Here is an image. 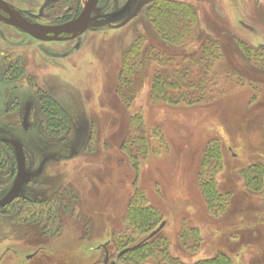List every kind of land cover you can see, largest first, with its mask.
Segmentation results:
<instances>
[{"label": "rangeland", "instance_id": "obj_1", "mask_svg": "<svg viewBox=\"0 0 264 264\" xmlns=\"http://www.w3.org/2000/svg\"><path fill=\"white\" fill-rule=\"evenodd\" d=\"M125 1L101 4L109 11ZM164 9L179 15L169 36L162 30L170 22L161 17ZM79 41V49L27 45L26 79L36 88L29 90L25 79L6 83L5 98L11 93V101L33 102L36 125L24 136L22 113L6 116L3 106L0 138L17 139L28 170L42 171L23 197L35 203L34 189L39 202L52 201L0 214V264H103V245L108 264H130L119 251L145 239L129 215L144 207L157 215L153 228L165 225L143 261L131 264H195L219 256L230 264H264V0H160L126 26L89 30ZM67 48L66 55L53 52ZM127 61L132 70L147 65L133 95L121 81ZM160 72L176 87L168 99L153 93ZM42 95L69 117L68 129L51 142L37 132ZM80 128L81 146L69 159ZM36 133L41 140L33 145ZM136 137L142 145L132 150ZM46 155L52 161L44 166ZM12 162L0 159V197L14 181ZM64 190L67 198L78 197L75 209L47 218ZM29 208L41 216L36 225Z\"/></svg>", "mask_w": 264, "mask_h": 264}, {"label": "flooded vegetation", "instance_id": "obj_2", "mask_svg": "<svg viewBox=\"0 0 264 264\" xmlns=\"http://www.w3.org/2000/svg\"><path fill=\"white\" fill-rule=\"evenodd\" d=\"M103 1L104 0H0V108L5 106V109L3 108V110L4 115L6 116L16 112H20V114L22 113L20 116V130L23 131L24 136L28 137L29 135L35 133L33 130L36 124H34L31 119L34 104L32 101H24L22 103L23 100L21 101L17 97L16 100L11 101V93L7 95V98H5V95L7 94L6 91L8 89L6 83L14 84L20 82L23 79H25L27 84L26 87H28L29 90H34L36 88L34 84L31 83V78L26 79V77L30 76L26 74L27 64L24 60L25 48L29 47L27 46L29 44H37V46L53 45L57 46L58 48H63L64 46L68 47L69 44H72V47L79 49V40L87 31L99 29L105 26H111L114 29H120L115 27L124 21L129 15H131L140 2V0H135V3L133 4L132 1L126 0L120 6V8L108 11L105 9V6L101 4ZM112 2H114V0H112ZM146 6H143L139 13ZM86 13L88 15V22H85L84 20V24L87 23L88 27L86 30H84L86 26L83 28L82 18L85 17ZM243 24L244 23H241V25ZM24 27H29L32 32L29 33L24 29ZM249 31H252V28ZM55 49L56 48H53L52 50ZM67 50L68 48L66 50H59L60 52H58V50L53 52H56L60 55H66ZM4 99L6 102L3 105ZM38 99L39 100L37 103L39 105L38 110L40 113L39 121H37V132L40 130L38 135H40L42 138L44 137L46 141L57 139L59 136H61L62 131L64 132L68 129L69 117L67 116L66 112L58 105V102L53 98L42 95L41 98ZM46 101H51L57 105L60 112H62L66 117L65 127L63 126L55 132L50 131L48 112L45 110L44 105ZM2 124L6 128L11 127V123L8 120H3ZM80 130H83V128L79 129L78 134L80 133ZM36 137L37 138L35 142L31 140L29 142L33 145L38 144V141L41 139H39L37 133ZM23 146L24 145L21 144L17 139L13 140L10 137L0 138V159L2 156H6L11 162L14 161L12 164L15 165L14 181L7 193L0 197V203L9 194L18 178L20 163L18 161L19 156L16 149L17 147L20 148L21 157L19 158H21V169L24 177L23 184L19 188L16 196L7 204L0 205V214L2 216L10 214L11 212L6 213L8 210L13 211L15 208H18L16 207L17 204H23V208L26 205H28V207L42 208L45 205L48 206V204L52 201L49 200L45 202H39L40 200L37 199L39 193L34 189H32L30 197L33 198L37 204L32 203V205L31 202L28 201V197L25 195L23 197V188L27 183L29 184L30 182H33V174H36V172L38 173V170L36 172H31L28 170L29 161L26 159L27 156ZM14 151L15 154L13 155ZM68 158L70 159L69 154ZM49 159L52 161V156L48 157L46 155L42 157L41 161L43 162L44 166L46 163H48ZM38 174H42V171ZM71 191L73 190L71 189L70 192ZM70 192L67 190L61 192V196H58L57 198V209L55 208V210H53L49 208L47 212V218H51V215H53L54 219V216L66 213L68 210L72 211L75 209L73 203L77 202L78 197L72 193L69 194V198H67L66 195ZM52 205H55V202ZM37 208H33L32 211L29 208L31 213L28 218L30 219L31 223L35 225L37 220L41 219V216L35 210ZM61 209L62 212L60 213L59 210ZM56 213H58V215ZM71 214L73 213L71 212ZM101 248L105 257V253L107 252L108 254L106 245H103ZM33 256L35 255H28L26 256V259L29 260Z\"/></svg>", "mask_w": 264, "mask_h": 264}, {"label": "trees", "instance_id": "obj_3", "mask_svg": "<svg viewBox=\"0 0 264 264\" xmlns=\"http://www.w3.org/2000/svg\"><path fill=\"white\" fill-rule=\"evenodd\" d=\"M161 17L165 18L166 20H168V18L170 19L169 24H164L162 30L164 29H169V31H167V33L165 35H170L171 30H176V26H177V22H178V18L179 15L176 14V11L174 10H169V9H164L163 12L161 13ZM179 23V22H178ZM174 34V33H171ZM134 61V60H133ZM133 61H127V63L125 64V72L122 75V80L123 81V85H125L124 87H126L129 91V93H132L135 91V87L139 86L142 81H143V76L147 73V68H145V64H141V69L140 70H132L131 69V63ZM129 62V63H128ZM135 64V62H134ZM145 68V69H144ZM168 75L165 73H156L154 75V79L152 80L153 85V93L155 94V98H161L162 96L164 98L168 97L167 96V91L168 90H174V88H176L175 86H173V84L171 82H168ZM131 89V90H130ZM132 91V92H131ZM158 100V99H157ZM45 110L48 112V122L50 124V131L51 132H55L58 129L62 128L63 126L65 127L66 125V117L65 115L60 112L59 108L57 107V105H55L53 102L51 101H46L45 102ZM140 132V129H139ZM137 140H132L131 141V149L134 150L133 148H136L137 146L142 145L141 141H138L139 138H135ZM146 142V141H145ZM148 142L144 143L143 146L144 148H146ZM136 146V147H135ZM141 149V148H140ZM132 150H128L129 153H131ZM145 150V149H144ZM261 177L262 176H258L257 174V183L256 185L258 186L261 182ZM255 180V179H254ZM256 182V181H254ZM209 197L213 199V197L215 196V194L213 192H209ZM136 201V200H135ZM139 200H137L138 202ZM129 215H131L130 217L132 218V221L134 220V223H136L140 228H141V233H143L145 236V238L151 233L153 232L156 228H153L154 225L157 222V215H155L153 213L152 210H149L148 207H144V209H136L133 208ZM151 239L144 241L140 246L136 247V244L132 245V246H126L127 244L122 246V249H120L119 252L124 251L125 249H130L127 252L123 253L120 255V259H123L124 262L127 263H132L134 258H138L141 261H143V259L146 257V255L142 254L143 251H146L149 247L152 248L153 242L151 241ZM120 242V241H119ZM121 244V243H120ZM195 264H230L229 260H227L225 257H215V258H211L208 260H204V261H200L197 262Z\"/></svg>", "mask_w": 264, "mask_h": 264}, {"label": "water", "instance_id": "obj_4", "mask_svg": "<svg viewBox=\"0 0 264 264\" xmlns=\"http://www.w3.org/2000/svg\"><path fill=\"white\" fill-rule=\"evenodd\" d=\"M155 1H158V0H140V2L138 3L137 7L135 8L134 12L129 15L124 21H122L120 24H118L115 28H121L123 26H125L127 23H129L133 18H135L137 16V14L139 13V11L141 10V8L143 6H146L150 3H153ZM88 13V12H87ZM87 13L85 14V17H83L82 19V26L83 28H86L84 30L87 29L88 25L87 23L84 24V20L85 22H88L87 18H88V15ZM244 28H247L248 30H251V28L245 24L242 25ZM25 30H27L29 33L32 32L31 29H29V27H24ZM82 140H83V130H80V133L77 135V137L75 138L74 142L71 144V147H70V153H69V157H73L75 155L78 154V150H79V147L81 146V143H82ZM17 153H18V156L21 157V153H20V148L17 147ZM18 157V161L20 163V170H19V173H18V178L16 180V182L14 183L11 191L9 192V194L6 196V198L0 203V205H4V204H7L9 201H11L17 194L19 188L21 187V185L23 184V181H24V177H23V173H22V169H21V158ZM165 223L162 222L160 223V225L153 231L151 232L145 239L144 241L146 240H149L151 238H153L155 235H157L161 230L162 228L164 227ZM144 241L140 242L139 244L136 245V247L140 246ZM128 250L130 249H125L124 251L120 252L119 253V256L125 252H127ZM108 261H109V258H108V254L107 252L105 253V257H104V261H103V264H108ZM111 264H114V263H111Z\"/></svg>", "mask_w": 264, "mask_h": 264}]
</instances>
